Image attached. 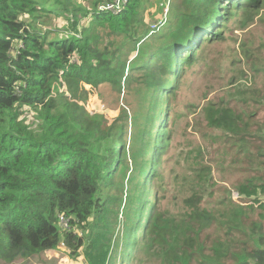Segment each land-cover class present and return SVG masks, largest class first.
Wrapping results in <instances>:
<instances>
[{"label":"trees","instance_id":"obj_1","mask_svg":"<svg viewBox=\"0 0 264 264\" xmlns=\"http://www.w3.org/2000/svg\"><path fill=\"white\" fill-rule=\"evenodd\" d=\"M108 1L112 0H96L90 10L76 0H0V259L10 262L56 250L64 243L72 255L83 254L87 264H117L116 257L122 253H130L127 264H133L131 255L142 259L141 246L148 254L151 244L165 243L171 231L164 211H153L144 190L135 197V192L148 184L144 178L148 180L158 171L153 165L159 166L160 157L150 160L147 156L160 155L170 141L162 140L159 128L152 133L150 120L157 118L159 124L160 113L169 109V100L179 90L185 66L191 68L197 61L202 43L194 46L196 37L204 33L207 41L225 39L224 29L232 18L244 13L243 25L250 24L263 2L164 0L170 5L169 16L159 20L153 32L142 17L146 5L141 4L146 0H130L118 13L99 9ZM223 1L232 3L226 16ZM81 12L90 13L92 19L79 21ZM205 27L212 30L211 37ZM107 32L124 34L126 39H104ZM54 33L57 35L52 36ZM93 33L102 40L94 41ZM140 40H144L141 52L128 65L127 56ZM182 56L183 63L177 65ZM181 65L185 66L178 72ZM60 71L65 80L76 77L96 85L110 83L118 92L124 84L136 95L138 106L123 108L120 117L121 143L130 145L124 154L117 150L114 155V148L99 154L82 136H72L60 127L61 118L52 114L47 99ZM168 71H177L174 82L165 79ZM154 90L161 94L151 101ZM170 90L171 98L162 105L160 99ZM258 91L253 97L258 105L256 114L264 108V89ZM24 104L42 108L44 118L39 124L22 118ZM205 109L210 126L233 133L240 129L243 114H237L228 102H209ZM259 134L260 140L248 130L240 133L238 152L248 155L253 172L249 187L240 189L245 195L258 197L255 199L264 206V126ZM158 137V152L146 153L151 145L156 147ZM130 166L128 180L133 195L123 201L110 190L123 189V184L116 187L118 182L113 178L118 170L126 175ZM136 175L139 179H133ZM240 199L241 194L235 200ZM201 201L198 194L188 198L185 214L201 230L216 227L217 235L207 241L202 234L185 230L182 246L172 245L167 250L173 264H228L226 260L264 264L263 233L253 230L251 240L256 247L232 252V231L243 230L239 210L230 225L218 223L216 214ZM142 203L145 212L140 210ZM60 213L70 218L71 228L60 227ZM119 214L124 219L116 234L112 225ZM141 219L143 226L137 234ZM93 222L97 229L91 228Z\"/></svg>","mask_w":264,"mask_h":264},{"label":"rangeland","instance_id":"obj_2","mask_svg":"<svg viewBox=\"0 0 264 264\" xmlns=\"http://www.w3.org/2000/svg\"><path fill=\"white\" fill-rule=\"evenodd\" d=\"M95 1L76 0L78 4L88 8ZM174 1L182 2L183 0L172 2ZM144 4L146 8L142 17L148 22V30L153 31L152 28L159 27V20L169 16L167 7L169 9L170 5L164 0H146L141 5ZM221 5L227 10L224 13L226 16L232 3L223 1ZM258 7L259 11L253 15L250 24L243 25L244 13L232 18L224 29L225 39L223 40L207 41L204 33L200 34L198 39L196 37L194 46L202 43L197 52V61L191 68L185 65L178 68L179 72V69L185 66L179 90L172 98L170 97L171 90L166 91L160 99L163 105L171 98L168 103L169 109L162 110L159 124L157 118H151L152 133H157L158 128L161 129L162 140H170L169 145L160 155L147 156L150 160L160 157L159 166L153 165L158 171L154 172L148 180L144 178L148 184L138 189L135 197L144 190L148 200L152 201L153 211H164L163 216L168 220L171 232L165 243L151 244L148 254H145L144 247L141 246L139 256L142 259L139 261L137 257L131 255L134 258L133 264H173L167 250L172 245L177 248L182 246L187 236L185 232L187 229L202 234L207 241L215 239L216 227L201 230L185 214L188 209L185 201L195 194L201 196L203 206L216 214L218 223L224 222L230 225L235 212L239 210L243 230L232 231L229 241L232 252L242 249L251 250L256 247L251 240L253 230L262 232L264 235V206H261V202L255 199L258 197L245 195L240 189L241 186L249 187V179L253 172L249 170L251 166H249L248 155L238 152L242 130L253 132L260 140L259 129L264 126V108L260 114H256L258 105L253 99L254 95L259 92L258 90L264 89V0L259 3ZM90 16L92 19L90 13L81 12L78 14V20L87 21ZM47 24L49 22L45 23L46 26ZM211 24L215 25V22ZM220 26L219 23L213 29L214 35ZM87 28L91 30L89 24ZM206 28L207 36L211 37L212 30L209 31ZM56 35V33L52 34V36ZM92 36L94 41L102 40L96 33ZM106 36L110 37L109 40L126 39L124 34L118 36L112 32H107L104 39ZM143 42L144 40L138 41L136 49L128 54V65L140 54ZM182 58L184 57L177 59V65L183 63ZM174 73L177 74V71L166 72L165 79L174 82ZM61 75L60 71V76L54 80L52 92L47 98L52 114L59 115L61 118L60 127L65 128L72 136H82L88 142L89 148L99 154L106 153L111 148L115 150L114 155L119 150L124 154L130 149L128 142L121 143L123 129L120 117L123 108L130 109L134 104L138 106L136 95L131 91L128 92L124 84H122L121 92H118L110 83L96 85L77 80L76 77L65 80L61 78ZM158 93L156 90L151 93V101L155 100ZM260 94L262 95V92ZM224 101L228 102L237 114H243L244 119L240 120L241 127L237 132H229L208 124L209 111L205 107L209 102L221 105ZM22 111L21 116L25 117L26 122L39 124L44 118L40 107L33 109L24 104ZM161 137L156 140V147L153 149L154 145H151L146 153L158 152L157 145ZM129 168L126 175L118 170L113 178L118 182L116 187L119 188V184H123V189L110 190L111 193L122 197L123 201L127 196L132 197L133 195L129 189L131 181L128 180L132 167ZM133 179H139V175ZM238 192L242 195V199H233V196H240ZM140 210L145 212L143 203L140 205ZM123 219L122 214H119L117 223L112 225L113 231L116 227V234ZM143 221L141 219L138 225L137 234L142 229ZM58 224L61 228L72 227L69 219L62 221L61 217ZM92 224V229L98 228L94 222ZM221 226L228 229L227 224ZM133 243H136L135 239ZM262 245L264 246V238ZM129 255L130 253L118 255L117 264H127ZM226 261L228 264H234L232 260ZM0 264L87 263L83 254L72 255L69 249L61 244L56 250L18 257L10 262L0 259Z\"/></svg>","mask_w":264,"mask_h":264},{"label":"built area","instance_id":"obj_3","mask_svg":"<svg viewBox=\"0 0 264 264\" xmlns=\"http://www.w3.org/2000/svg\"><path fill=\"white\" fill-rule=\"evenodd\" d=\"M128 0H113L111 2H108L107 4L101 6V8H107L115 13L119 12L123 5L127 2ZM237 197V196H236ZM62 221H67L69 219L68 216L61 214L60 215ZM65 228H68L65 226Z\"/></svg>","mask_w":264,"mask_h":264},{"label":"clouds","instance_id":"obj_4","mask_svg":"<svg viewBox=\"0 0 264 264\" xmlns=\"http://www.w3.org/2000/svg\"><path fill=\"white\" fill-rule=\"evenodd\" d=\"M112 1H113V0H112ZM129 1H130V0H128V1L123 5L122 9H124V7L128 5ZM108 2H111V1H108ZM108 2H105V3L101 4V5L99 6V9H100V10L107 9V8H101V6L107 4ZM122 9H121V10H122ZM121 10H120V11H121ZM120 11H119V12H120ZM112 12H113V11H112ZM167 12H168V7H167ZM114 13H115V12H114ZM117 13H118V12H117ZM154 28H156V27H154ZM233 198H234V199H238L239 196H237V197H236V196H233ZM60 215H61V213H60ZM60 215H59V219H60ZM69 221H70V218H69ZM68 229H69V228H68ZM62 244H64V243H62Z\"/></svg>","mask_w":264,"mask_h":264}]
</instances>
